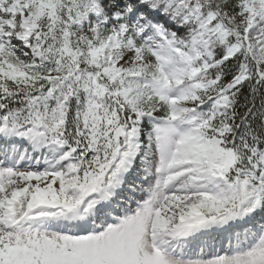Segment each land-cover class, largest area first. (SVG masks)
I'll return each mask as SVG.
<instances>
[{
	"label": "snow or ice",
	"instance_id": "snow-or-ice-1",
	"mask_svg": "<svg viewBox=\"0 0 264 264\" xmlns=\"http://www.w3.org/2000/svg\"><path fill=\"white\" fill-rule=\"evenodd\" d=\"M0 264H264V0H0Z\"/></svg>",
	"mask_w": 264,
	"mask_h": 264
}]
</instances>
